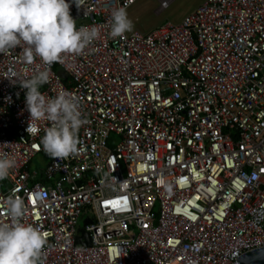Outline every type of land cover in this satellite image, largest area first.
Instances as JSON below:
<instances>
[{
  "label": "built area",
  "instance_id": "1",
  "mask_svg": "<svg viewBox=\"0 0 264 264\" xmlns=\"http://www.w3.org/2000/svg\"><path fill=\"white\" fill-rule=\"evenodd\" d=\"M137 1L69 0L89 21L77 28L101 30L81 55L49 66L0 53V155L17 161L0 220L9 194L23 198V221L48 233L44 264H240L264 246V0H205L181 23L113 38L112 11ZM40 70L46 97L81 101L78 155L43 150L49 121L27 131L21 81Z\"/></svg>",
  "mask_w": 264,
  "mask_h": 264
},
{
  "label": "clouds",
  "instance_id": "2",
  "mask_svg": "<svg viewBox=\"0 0 264 264\" xmlns=\"http://www.w3.org/2000/svg\"><path fill=\"white\" fill-rule=\"evenodd\" d=\"M75 2L77 4V0ZM133 28L125 7L112 11L110 35L113 38ZM100 37L101 30L95 24L77 28L69 0H0V53L20 47L26 63H33L37 57L49 66L62 62L65 55L83 54ZM49 78L48 70H40L21 81L27 89L26 106L30 112L27 131L36 135L40 132L37 122L49 121L50 126L41 137L43 150L53 158L78 155L84 151L79 132L89 121L81 111V101L76 94L61 90L49 98L41 92V86ZM16 164L14 155H0V181L12 174ZM113 181L118 182L116 177ZM118 183L127 187V181ZM162 183L171 195V184ZM4 207L8 220H0V264H44L42 254L48 244V233L23 221L26 204L15 192L7 196Z\"/></svg>",
  "mask_w": 264,
  "mask_h": 264
},
{
  "label": "rangeland",
  "instance_id": "3",
  "mask_svg": "<svg viewBox=\"0 0 264 264\" xmlns=\"http://www.w3.org/2000/svg\"><path fill=\"white\" fill-rule=\"evenodd\" d=\"M205 0H172L167 8L161 10V0H138L136 3L127 8L128 15L134 23V28L128 33L136 30L148 32L153 28L166 23H181L184 18L191 14ZM88 24L89 21H80L77 25ZM48 158L43 154L33 158L31 168L39 169L45 167ZM83 219L81 222L83 223Z\"/></svg>",
  "mask_w": 264,
  "mask_h": 264
},
{
  "label": "water",
  "instance_id": "4",
  "mask_svg": "<svg viewBox=\"0 0 264 264\" xmlns=\"http://www.w3.org/2000/svg\"><path fill=\"white\" fill-rule=\"evenodd\" d=\"M61 74L66 77L67 73L62 71ZM236 261L240 264H264V246L251 249L240 255Z\"/></svg>",
  "mask_w": 264,
  "mask_h": 264
},
{
  "label": "snow or ice",
  "instance_id": "5",
  "mask_svg": "<svg viewBox=\"0 0 264 264\" xmlns=\"http://www.w3.org/2000/svg\"><path fill=\"white\" fill-rule=\"evenodd\" d=\"M187 177H183L181 179V183H184L187 181ZM123 201L125 202V204L127 203V197H123ZM107 203H109L110 205L114 206V207H119V202H114V201H108Z\"/></svg>",
  "mask_w": 264,
  "mask_h": 264
}]
</instances>
